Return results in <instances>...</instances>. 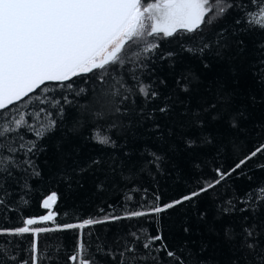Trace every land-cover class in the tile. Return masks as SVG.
Returning <instances> with one entry per match:
<instances>
[{"label": "snow or ice", "instance_id": "obj_1", "mask_svg": "<svg viewBox=\"0 0 264 264\" xmlns=\"http://www.w3.org/2000/svg\"><path fill=\"white\" fill-rule=\"evenodd\" d=\"M253 34L262 38L245 69V37ZM163 41L177 47L165 50ZM185 57L199 61L203 78ZM224 65L227 76L217 72ZM247 75L264 92V0H0V264H264V180L228 194L229 181H252L247 165L264 157V125L251 149L240 144L248 108L264 104V95L254 94L244 97L247 104L234 103ZM177 139L197 170L209 163L200 157L243 154L168 202L129 187L125 172L152 173L153 180L162 174ZM84 142L113 151L81 162ZM254 169L264 172V159ZM117 175L125 188L119 205L99 208V218L56 222L59 202L82 189L86 176L104 193ZM218 187L225 193H216ZM213 193L208 230L227 249L223 258L205 255L210 241L173 247L161 227H144L177 208H191L206 223V211L196 205ZM34 200L44 214L25 215ZM122 221L129 223L112 240L85 232ZM69 230L76 235L72 249L41 246L42 234ZM178 230L192 231L183 220Z\"/></svg>", "mask_w": 264, "mask_h": 264}, {"label": "trees", "instance_id": "obj_2", "mask_svg": "<svg viewBox=\"0 0 264 264\" xmlns=\"http://www.w3.org/2000/svg\"><path fill=\"white\" fill-rule=\"evenodd\" d=\"M228 22H231L232 15L230 14L226 17ZM223 23V22H222ZM217 25L216 27H219ZM206 36H211V31H206ZM260 34H253L245 37L248 45V54L247 58L244 61L245 69L247 63L250 60H254L256 57L252 54L255 52V43L261 40ZM183 39H187L184 37ZM163 49L167 50L170 48L177 47L175 41H163L161 43ZM131 54V53H129ZM185 63L191 65V67L201 73L202 78L204 73L200 67L199 61L185 57ZM227 65H224L222 68L218 67L217 72H220L222 75L227 76L226 72ZM167 73V67L164 68L161 75ZM215 73L208 74L207 81L211 82L214 78ZM80 80H77V84H81ZM87 87V85H82ZM242 95L234 99V103L237 105L247 104V101L244 97L248 95H256L260 97L264 95V92L261 91L259 86L255 83L250 75H247L246 78L242 81L241 88ZM81 103L87 104V100H82ZM249 117L245 124L246 136L242 135L240 138V144L243 151H248L251 149L255 142L261 137L260 125H264V104H257L254 107L250 106L248 108ZM163 123V121H161ZM86 135L89 132L86 130ZM114 136L118 133H112ZM148 137H143L142 140H138L136 143L137 147H140L144 140H147ZM153 147H155V141H149ZM177 143V152L175 156H170L168 160L165 161V171L162 174L156 175L155 179L152 178V173L146 175L137 174L135 177H130L127 172L123 174L124 178H127L132 181V184L129 187L136 186L148 189L147 196L149 199L152 198L153 194H159L161 196V202H168L172 199L178 198L180 195L191 191L196 187V181L200 178L201 175L204 177H210L213 175L211 168H214L218 165L225 168L232 165V163L239 158L243 153L238 151L236 155L228 153L226 156H221L213 160L212 156L209 155L206 158H198L201 162L207 160L209 163L204 164L203 168L197 170L193 167L191 161L193 157L190 152L184 150V146L180 143L179 139L176 140ZM77 144H80V141H77ZM113 150L103 149L99 145L84 142L83 146L80 148L81 152V162L87 157L94 155H105L111 154ZM51 155L49 160H51ZM264 157H258L253 161L249 162L247 165L248 169L252 171L248 172V175L253 176V180L249 181L245 176H241L239 179L235 176L229 181L231 188L229 189L228 194H231V189L243 194L248 188L252 187L254 183L264 180V172L255 170L254 165L258 160H262ZM43 160V158H41ZM71 163V161H69ZM43 167V164H42ZM45 176L48 177V182H52V178L48 175V168H44ZM111 180H115L116 183L113 185ZM94 180L91 177L86 176L84 180V187L79 190H74L73 193L68 197H63L57 206V211L61 213L57 217V223H75L79 220L86 219L89 217L99 218L102 214L99 212V208L104 207L107 210V205L111 203H116L119 205L121 203L122 196L124 194V179L119 175L111 177L109 181V188L104 193H97L94 189ZM45 185H41V190ZM61 192H65V189L62 185L59 186ZM216 193H225L224 187H218ZM142 193L136 194V200L139 201ZM216 194L213 193L211 196L201 197L198 201L196 207L200 211H206L207 213V222H201L197 214L191 209L188 208L187 211L181 208L170 210L168 213L162 214L159 218V224L155 221L152 223H144V227L148 228L150 231H153L156 227H161L167 236L168 242L175 247L182 242H190L189 246L192 248H198L199 242L201 240L210 241L213 247H210L208 253H213L218 256L227 255V249L222 245H218V237L209 232V225L212 224L215 218V203ZM119 211V209H118ZM67 213V215H63ZM25 215H42L44 210L38 207L36 201L34 200L31 204V207L25 211ZM186 221L190 225L192 231L190 235H185L182 231L178 230L181 221ZM129 222L122 221L118 223H109V224H100L95 225L91 229H85V232L92 231L101 238L107 237L108 240H112L116 234L122 232L126 229ZM132 223H135L134 221ZM48 226H52L49 224ZM26 241L31 240V236L24 237ZM76 240L75 230H69L64 232H54L42 234L40 237L41 246H47L50 244L62 243L65 248L72 249Z\"/></svg>", "mask_w": 264, "mask_h": 264}]
</instances>
